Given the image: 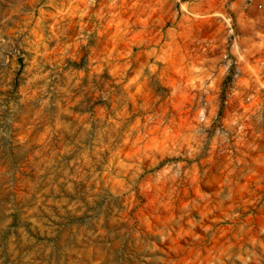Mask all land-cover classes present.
<instances>
[{"label": "rangeland", "instance_id": "rangeland-1", "mask_svg": "<svg viewBox=\"0 0 264 264\" xmlns=\"http://www.w3.org/2000/svg\"><path fill=\"white\" fill-rule=\"evenodd\" d=\"M0 264H264V0H0Z\"/></svg>", "mask_w": 264, "mask_h": 264}]
</instances>
